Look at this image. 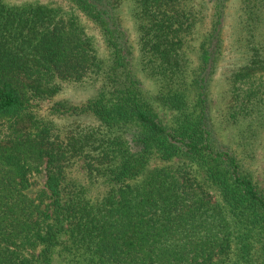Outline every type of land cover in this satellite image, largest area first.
<instances>
[{
    "label": "trees",
    "instance_id": "trees-1",
    "mask_svg": "<svg viewBox=\"0 0 264 264\" xmlns=\"http://www.w3.org/2000/svg\"><path fill=\"white\" fill-rule=\"evenodd\" d=\"M230 1L212 0L194 67L196 0H0V264H264L263 180L246 148L219 139L212 111ZM240 9L246 55L226 118L252 146L264 0ZM66 84L94 94L58 99Z\"/></svg>",
    "mask_w": 264,
    "mask_h": 264
},
{
    "label": "rangeland",
    "instance_id": "rangeland-1",
    "mask_svg": "<svg viewBox=\"0 0 264 264\" xmlns=\"http://www.w3.org/2000/svg\"><path fill=\"white\" fill-rule=\"evenodd\" d=\"M197 4L204 5L205 18L203 23L199 26L198 34L199 38L192 42L191 55L193 59L192 66H196V51L198 46L203 38L204 30L208 27L210 18L208 15L211 14L213 2L212 0H196ZM129 7L123 9V19L124 26L131 36L132 40L135 41L136 31L133 20L131 19ZM242 12L240 9V0H231L229 2L228 8L226 10L225 23H224V50L220 63L218 66V71L214 80L212 82V111L215 119L216 131L218 133L219 139L224 143L230 144L234 149H240L241 151L244 148L247 149L248 154H251L253 159L247 160V167L259 176L264 183V131H262L255 139L251 145H241L239 144L238 137L240 136V130L243 125L230 123L226 114L228 111V89H229V80L231 74L236 71L245 61V50L243 48L242 40L245 37V33L242 30ZM83 23L87 27V30L93 34L96 38L99 52L103 58H107V50L104 46L102 36L98 29L86 19H83ZM262 35H264V29L261 30ZM139 55L134 57V63L138 65L139 77L142 80L145 88L149 92H155L156 85L150 79H147L143 73L140 72V64L138 60ZM195 61V63H194ZM94 94L92 88L84 84H66L64 90L58 96V99H68L73 103H80L85 101L87 98L91 97ZM51 101L43 103L42 107L44 110L48 109ZM45 112V111H44ZM43 112V113H44ZM239 151V150H238ZM79 172V171H78ZM78 174V173H77ZM45 178H41V182H44Z\"/></svg>",
    "mask_w": 264,
    "mask_h": 264
}]
</instances>
